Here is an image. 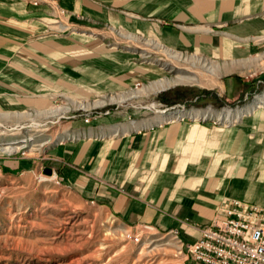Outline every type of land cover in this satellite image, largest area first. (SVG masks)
I'll use <instances>...</instances> for the list:
<instances>
[{
    "label": "rangeland",
    "instance_id": "obj_1",
    "mask_svg": "<svg viewBox=\"0 0 264 264\" xmlns=\"http://www.w3.org/2000/svg\"><path fill=\"white\" fill-rule=\"evenodd\" d=\"M25 2L43 7L41 42L48 36L84 34L103 47L104 69L90 72L85 79L76 71L72 78H65L61 67L44 72L41 65L36 72H24L28 85L0 87V264L197 261L188 255L191 242L184 229L200 235L206 223L177 217L179 225L171 226L147 219L144 212L150 209L163 218L169 215L143 188L131 191L108 181L106 194L82 190L76 183L80 176L91 177L94 184L102 181L72 156L83 142L105 141L114 135L129 137L160 113L179 115L161 118L158 125L191 121L229 128L263 109L264 102H256L264 94V33L250 37V50L240 55H201L137 38L112 24L82 28L69 21L70 13L60 0ZM115 53L118 55H111ZM232 63L236 67L231 68ZM208 65H216L218 74L206 70ZM183 75L200 82L151 89L158 80ZM122 94L128 97L119 99ZM57 109V114L48 115ZM227 112L231 118L226 120ZM46 168L52 173L46 174ZM115 197L122 198L121 205ZM131 200L137 202L136 210L129 205Z\"/></svg>",
    "mask_w": 264,
    "mask_h": 264
},
{
    "label": "crops",
    "instance_id": "obj_2",
    "mask_svg": "<svg viewBox=\"0 0 264 264\" xmlns=\"http://www.w3.org/2000/svg\"><path fill=\"white\" fill-rule=\"evenodd\" d=\"M60 2L70 13L69 21L82 28L112 24L137 38L201 55H240L250 50V37L264 33V0ZM42 8L25 0H0V87L28 85L24 72H36L41 65L44 72L61 67L65 78H72L74 71L81 79L89 78L92 71L103 72V47L84 34L48 36L41 42ZM163 115L145 121L139 125L144 128L129 137L81 143L72 160L102 182L94 184L91 177L80 176L76 182L80 189L103 195L108 181L131 191L143 188L169 215L163 218L150 209L144 216L171 226L179 225L177 217L207 223L229 198L264 206V108L229 128L191 121L156 124L170 118ZM115 199L121 205L122 198ZM128 203L137 209L136 201ZM184 231L189 242L199 236L197 231ZM189 264L201 263L190 260Z\"/></svg>",
    "mask_w": 264,
    "mask_h": 264
},
{
    "label": "built area",
    "instance_id": "obj_3",
    "mask_svg": "<svg viewBox=\"0 0 264 264\" xmlns=\"http://www.w3.org/2000/svg\"><path fill=\"white\" fill-rule=\"evenodd\" d=\"M187 252L203 264H264V206L231 199L200 228Z\"/></svg>",
    "mask_w": 264,
    "mask_h": 264
},
{
    "label": "bare ground",
    "instance_id": "obj_4",
    "mask_svg": "<svg viewBox=\"0 0 264 264\" xmlns=\"http://www.w3.org/2000/svg\"><path fill=\"white\" fill-rule=\"evenodd\" d=\"M166 50V49H165ZM170 53V52H169ZM170 55H173V56H176V53H171ZM180 55V54H179ZM179 55L177 56V57H179ZM176 57V58H177ZM179 59V58H178ZM203 63V62H202ZM204 64V63H203ZM236 63H232L231 64V68H234V66L236 67ZM239 65V64H238ZM225 67V69L227 70L228 69V67L229 66H224ZM222 69V68H221ZM206 70H209L212 74H215V75H217L218 74V70H219V68L216 66V65H214V66H209L208 65V69H206ZM223 71V70H222ZM227 72V71H226ZM177 77V76H176ZM197 83V82H200L199 81V79L198 78H196V77H194V76H190V75H186V76H179L178 78H175V79H173V80H163V79H161V80H158V81H156V82H154L153 84H152V86H151V89L153 88L154 90L155 89H163V88H165V87H168L169 85H171V84H174V83ZM217 84V83H216ZM149 85V84H148ZM149 87V86H148ZM153 90V91H154ZM131 92V91H130ZM130 95V94H129ZM128 96L127 95H125V94H122L121 96H119V99H126ZM113 100V99H112ZM104 101V100H103ZM96 102V101H95ZM262 102H264V94H261V95H259V97H258V100H257V102H256V105L257 104H259V103H262ZM73 103V102H72ZM82 103V102H81ZM94 103V102H93ZM78 105H80V104H78ZM77 105V106H78ZM92 105V104H91ZM90 105V106H91ZM81 106H83V107H86L87 105L86 104H81ZM251 107V106H250ZM69 108V107H68ZM67 108V109H68ZM88 108V107H87ZM248 108L249 107H246L245 109L248 111ZM252 108V107H251ZM58 111H60V110H50L49 111V113H48V115H55V114H57L58 113ZM65 111V110H64ZM178 112H180V113H182L183 111H181V110H179ZM23 113V112H22ZM17 116H18V114H16ZM15 115V116H16ZM24 115V114H23ZM173 115H179V114H173V113H169V114H165V115H163V117H173ZM9 115H7V117H8ZM16 116V117H17ZM221 116V115H220ZM219 116V117H220ZM7 117H5V118H7ZM19 117V116H18ZM224 117H225V119L227 120V119H229V118H231V115H230V113L229 112H227L225 115H224ZM235 118V117H234Z\"/></svg>",
    "mask_w": 264,
    "mask_h": 264
},
{
    "label": "water",
    "instance_id": "obj_5",
    "mask_svg": "<svg viewBox=\"0 0 264 264\" xmlns=\"http://www.w3.org/2000/svg\"><path fill=\"white\" fill-rule=\"evenodd\" d=\"M45 173L46 174H51L52 173V169L51 168H46L45 169Z\"/></svg>",
    "mask_w": 264,
    "mask_h": 264
}]
</instances>
